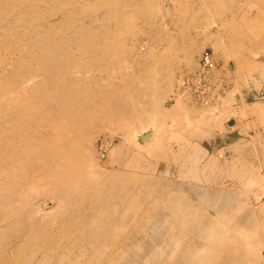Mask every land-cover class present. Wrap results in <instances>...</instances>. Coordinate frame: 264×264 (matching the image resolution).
Instances as JSON below:
<instances>
[{
  "label": "rangeland",
  "instance_id": "rangeland-1",
  "mask_svg": "<svg viewBox=\"0 0 264 264\" xmlns=\"http://www.w3.org/2000/svg\"><path fill=\"white\" fill-rule=\"evenodd\" d=\"M0 264H264V0H0Z\"/></svg>",
  "mask_w": 264,
  "mask_h": 264
},
{
  "label": "built area",
  "instance_id": "built-area-1",
  "mask_svg": "<svg viewBox=\"0 0 264 264\" xmlns=\"http://www.w3.org/2000/svg\"><path fill=\"white\" fill-rule=\"evenodd\" d=\"M227 89V82L219 63L209 52H204L197 66L180 72L176 78V95L192 104L209 106L217 103ZM107 142L100 143V157H104Z\"/></svg>",
  "mask_w": 264,
  "mask_h": 264
},
{
  "label": "water",
  "instance_id": "water-1",
  "mask_svg": "<svg viewBox=\"0 0 264 264\" xmlns=\"http://www.w3.org/2000/svg\"><path fill=\"white\" fill-rule=\"evenodd\" d=\"M151 135H152V131H148L147 133H144L143 135L137 137V142L142 144V143L146 142L147 140H149Z\"/></svg>",
  "mask_w": 264,
  "mask_h": 264
},
{
  "label": "bare ground",
  "instance_id": "bare-ground-1",
  "mask_svg": "<svg viewBox=\"0 0 264 264\" xmlns=\"http://www.w3.org/2000/svg\"><path fill=\"white\" fill-rule=\"evenodd\" d=\"M100 109V108H99ZM75 114V113H74ZM136 141H137V139H136ZM138 143V142H137ZM138 144H140V143H138Z\"/></svg>",
  "mask_w": 264,
  "mask_h": 264
}]
</instances>
